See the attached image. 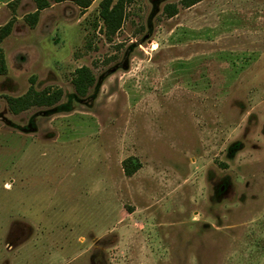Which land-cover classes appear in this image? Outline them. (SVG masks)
Listing matches in <instances>:
<instances>
[{
    "label": "rangeland",
    "instance_id": "obj_1",
    "mask_svg": "<svg viewBox=\"0 0 264 264\" xmlns=\"http://www.w3.org/2000/svg\"><path fill=\"white\" fill-rule=\"evenodd\" d=\"M103 1L0 0V264H264V0Z\"/></svg>",
    "mask_w": 264,
    "mask_h": 264
},
{
    "label": "trees",
    "instance_id": "obj_2",
    "mask_svg": "<svg viewBox=\"0 0 264 264\" xmlns=\"http://www.w3.org/2000/svg\"><path fill=\"white\" fill-rule=\"evenodd\" d=\"M37 6V10L34 14L30 15L27 18V22L31 27H35L38 23L40 12L49 7L48 0H34ZM95 0H56V3L62 2H73L75 3L82 11H86L90 8L92 3ZM204 0H181V6L185 9L192 8L193 6L203 2ZM134 0H104L101 3V18L103 20L105 31L107 37H112L118 33L123 25L125 19L126 7L128 4L133 3ZM179 9L175 5H169L165 8V14L169 18H173L178 15ZM14 28V21H10L7 25L0 28V45L3 41L8 38ZM5 57L2 48L0 47V72H5ZM79 76L74 80L75 87L81 95H84L87 89L93 84L94 77L92 73L87 68L79 69ZM34 93H29L27 96L14 99L8 98L10 107L13 109L14 113H18V107L25 110L32 106H53L61 98L60 93H43L41 95H33ZM128 160L125 162V173L127 176H133L139 169L140 165L131 162ZM131 162V163H130Z\"/></svg>",
    "mask_w": 264,
    "mask_h": 264
}]
</instances>
